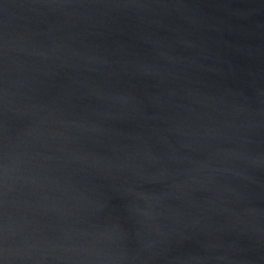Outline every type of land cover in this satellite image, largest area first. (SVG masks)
<instances>
[{"label":"water","instance_id":"water-1","mask_svg":"<svg viewBox=\"0 0 264 264\" xmlns=\"http://www.w3.org/2000/svg\"><path fill=\"white\" fill-rule=\"evenodd\" d=\"M0 264H264V0H0Z\"/></svg>","mask_w":264,"mask_h":264}]
</instances>
